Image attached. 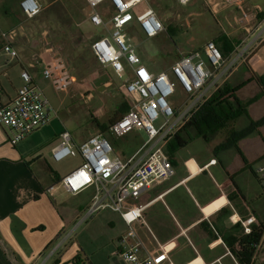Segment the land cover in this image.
Returning <instances> with one entry per match:
<instances>
[{
    "label": "crops",
    "instance_id": "1",
    "mask_svg": "<svg viewBox=\"0 0 264 264\" xmlns=\"http://www.w3.org/2000/svg\"><path fill=\"white\" fill-rule=\"evenodd\" d=\"M36 1L41 12L28 19L20 10L21 0H0L2 104L10 102L23 85L22 71L29 73L47 99L50 90L57 94L41 75L50 56L59 55L56 39L70 40L68 33L76 34L87 46L86 56H93L91 43L108 36V29L90 23V10L84 0L81 10L76 9L74 0ZM174 3L175 0H144L133 11V20L124 27L127 38L132 43V34L139 35L141 45L151 43L152 55L165 58L162 67L156 69L151 61L156 56H151L149 61V57L143 54L139 57L135 50L141 64L155 75L168 72L180 55L201 49L207 40H213L224 54L226 67L231 61L236 62L217 81V88L209 90L207 98L225 86L228 92L223 99L229 103V109L225 110L223 127L217 131L203 137L190 129V139L184 147L176 148L173 137L163 145L174 173L155 182L138 198V204L146 205L143 214L146 227L141 226L138 231L148 233L153 248V237L163 242L177 236L178 225L182 228L197 225L191 237L197 254L179 237V247L172 253V260L175 264H188L193 260L197 261L192 264H212L225 251L221 246H210L214 233L209 222L223 242H226L223 231L230 233L226 236L228 240H236L241 235V228L229 223L231 208L241 218L252 215L259 225H264V189L258 174V169L264 165V19H257L261 8L264 9V0L243 1L242 12L249 15L246 21L241 10L226 4L225 0H206V4L200 0L198 8L193 10H186L185 6L179 8ZM145 9L155 10L162 17L168 10L177 9L175 23L165 25V31L156 37L146 38L135 20L136 14ZM74 11L77 19L68 22ZM97 11L109 27L113 14L111 3L104 1ZM254 20H258L257 23H253ZM89 26L97 29L96 36L90 37L85 32ZM168 37L172 43L160 41ZM156 40V44H152L151 41ZM171 44L174 52H171ZM5 46L12 48L17 57L6 53ZM175 53H178L176 59ZM248 56H252L249 61ZM102 67L110 79L108 71L112 69ZM124 68V75L119 78L123 80L120 89L129 103L124 86L132 73L126 64ZM72 97L71 92H64L56 110ZM50 105L55 109L53 103ZM57 115L16 146L9 143L10 131L0 126V264H126L117 252L119 239L127 227L116 212L105 209L84 227L77 225L91 202L94 189L68 193L59 184L64 175L54 167L58 162L52 159L51 153L59 145L64 131L70 133L75 147L93 135L87 136L82 117L79 126L72 115L59 116L60 119ZM134 141L121 154L115 153L110 144L117 157L141 160L148 151V147L141 149L146 141L141 144L140 140ZM212 160L215 163H210ZM81 163L80 158L73 168ZM166 223L173 227L172 231L160 228ZM253 229L256 230V226ZM178 249L183 255L174 259Z\"/></svg>",
    "mask_w": 264,
    "mask_h": 264
},
{
    "label": "built area",
    "instance_id": "2",
    "mask_svg": "<svg viewBox=\"0 0 264 264\" xmlns=\"http://www.w3.org/2000/svg\"><path fill=\"white\" fill-rule=\"evenodd\" d=\"M84 1L90 10V23L108 29V36L101 37L90 45L94 58L100 65L110 67L120 79L125 72L124 64L132 73V78L124 86L125 95L129 98V110L110 126L109 132L115 138L144 132L147 139L141 149L148 147V151L141 160H135V157L123 160L114 154L109 140L103 134H95L75 147L70 133L64 131L60 134L59 145L52 150V159L60 162L68 157L79 156L82 163L62 177L59 184L70 194H77L89 187L94 189L91 202L77 225L105 209L112 210L121 217L127 229L119 239L117 253L126 264H175L172 253L179 247V237H183L197 254L191 241L197 225L187 228L178 225L177 236L163 242L152 236L155 246L150 248L138 231L139 227H146L143 221L146 205L138 204L137 200L155 182L173 175V167L163 152V145L205 103L209 90L217 88V81L236 60L226 67L227 61L215 42L207 41L201 49L180 55L168 72L151 74L141 64L133 44L124 32V27L134 18L133 11L144 0H108L113 8L109 27L97 11L99 5L106 0ZM192 1L175 0V3L183 7ZM201 1L206 4V0ZM243 1L245 0H225L226 4L240 9L243 21H246L249 15L242 12ZM19 6L28 19L41 12L36 0H21ZM135 20L146 38H154L165 31V26L152 9L137 13ZM4 51L13 58L17 57V53L9 46H5ZM41 75L57 93L67 92L75 82L66 63L56 55H51L44 63ZM21 79L23 85L17 90L15 97L7 104L0 102V126L10 131L9 143L12 146L47 125L53 113L48 99L33 83L27 71L21 72ZM178 87L187 98L182 106L174 107L169 103V98ZM156 122L160 123L158 127H155ZM210 163H215V160ZM258 174L260 186L264 189V165L258 169ZM228 219L231 225L241 228V235L231 248L223 242L209 222L214 233L210 246H221L225 251L212 264H242L240 239L250 236L255 231V226L260 231V237L251 245L252 255L248 264H264V225H259L252 215L241 218L233 208ZM195 261L197 260L188 264Z\"/></svg>",
    "mask_w": 264,
    "mask_h": 264
},
{
    "label": "rangeland",
    "instance_id": "3",
    "mask_svg": "<svg viewBox=\"0 0 264 264\" xmlns=\"http://www.w3.org/2000/svg\"><path fill=\"white\" fill-rule=\"evenodd\" d=\"M82 1L83 0L73 1L77 10L82 8ZM199 1L200 0H193L191 3L185 6L187 7L186 10H193L195 8H198ZM174 5L177 6L176 3H174ZM178 7L185 8L180 6ZM261 10L262 11L259 13L257 19H264V9L261 8ZM155 13L158 16V18L161 19L164 26L167 24L175 23L174 19L175 16H177V9L174 11L168 10L166 13H164L165 16L163 17L160 16L156 11ZM208 14L212 16L210 12ZM257 21L258 20H254L253 23L255 22L257 23ZM213 22H214V18H213ZM204 27L206 28L207 25L205 24ZM96 30L97 29H95L94 27L89 26L85 30V32L88 35H90V37H94L97 35ZM68 34L71 37L70 40L58 38L55 41L58 44V48L56 49L57 52L59 53L58 56L65 61L67 66L71 69V74L75 78V82L68 90V92H71V95H73V97L71 99L67 98L64 106H62V108L58 109L57 111L56 107L57 104L59 103L58 100L64 97V92H59V93L56 92L57 94H55L53 91L50 90V92L47 94V97L50 103L51 104L53 103L55 105V109L53 108L54 111L52 113V118L55 117L59 111H61L59 116L66 117L72 115L74 120L77 119V124L80 126L81 125L80 120L82 117L84 122V131L87 133V136L101 134L97 124L107 125L108 121L114 116V114L120 111L119 109L122 104L127 105V107L129 108V103L127 101L128 99L124 97L120 89V87L123 86V80H120L116 76V74L109 69L108 73L111 79L110 80L107 74V70L102 66H100L95 61L92 55L91 56L88 55L86 57L87 46L85 45V43L83 41H79L76 34L73 33H68ZM130 38L132 40L133 45L135 46L136 53L138 54L139 57H141V54H143L145 58L149 57L148 60L150 61L151 56H156L155 58H151L153 67L156 69L162 67L165 58L157 55H152L150 50L151 43L141 45L140 36L137 34H132ZM160 41L166 42V44L172 43L169 37L164 40L162 39ZM207 41H213V40H207ZM151 42L152 44L154 43L156 44L157 40ZM171 48H172L171 52L172 51L174 52V45L171 44ZM174 56L176 59L178 57V53H175ZM251 57L252 56H248L247 61H249ZM185 100H186V95L178 87L176 88L174 94L169 98V103L174 107H179L183 105ZM59 116L57 115V117ZM159 125H160L159 122L155 123V127H158ZM191 133L194 132L191 130ZM146 139L147 137L145 133L139 132L136 133L135 135L131 133L130 135L122 138H115V137L113 139L110 138V142L114 148L115 153L121 154L123 150L127 149L128 144L136 142L134 140H140V142L138 143L141 144L142 142H145ZM79 161H80L79 157H68L58 163H54V167L61 175L65 176L66 174L71 172V170L74 169L73 167H75V165H77ZM98 213L93 215L86 222L82 223L81 228L84 227L86 224H88L93 218H95ZM160 228L171 231L173 229V227L167 223L164 227H160ZM141 233L140 235L142 236L143 240L151 248L153 246V242L150 239V236L148 235V233H146V231H142ZM182 255L183 252L178 249L175 252L174 259H178Z\"/></svg>",
    "mask_w": 264,
    "mask_h": 264
},
{
    "label": "trees",
    "instance_id": "4",
    "mask_svg": "<svg viewBox=\"0 0 264 264\" xmlns=\"http://www.w3.org/2000/svg\"><path fill=\"white\" fill-rule=\"evenodd\" d=\"M81 10V8L79 9ZM77 13L74 11L71 20L77 19ZM168 29V27H167ZM224 57V54H222ZM87 57V56H86ZM228 92V89L223 86L219 88L215 93H213L205 103L197 110V112L192 116V118L173 136V141L175 142L176 148H182L186 145L187 141L190 139L189 130L192 129L196 132V135L206 137L207 134L217 131L223 127L225 121V110L229 109V103L224 101L223 96ZM120 111L114 114V116L108 121V125H98L100 128V133L105 135L107 139L114 138L109 132L110 126L119 120L128 110L127 105H121ZM135 135V134H133ZM137 136V135H136ZM204 227V224L202 225ZM208 232V231H207ZM222 233V231L220 230ZM173 234V233H172ZM229 232L223 231L224 240L229 247H233L236 240L226 239L229 236ZM260 237V231L255 230L250 236L242 237L241 242V252H240V262L242 264H248L249 259L252 255V243L258 241Z\"/></svg>",
    "mask_w": 264,
    "mask_h": 264
}]
</instances>
